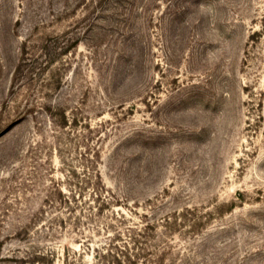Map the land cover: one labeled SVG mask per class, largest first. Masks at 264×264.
<instances>
[{
  "label": "rangeland",
  "instance_id": "rangeland-1",
  "mask_svg": "<svg viewBox=\"0 0 264 264\" xmlns=\"http://www.w3.org/2000/svg\"><path fill=\"white\" fill-rule=\"evenodd\" d=\"M0 264H264V0H0Z\"/></svg>",
  "mask_w": 264,
  "mask_h": 264
}]
</instances>
